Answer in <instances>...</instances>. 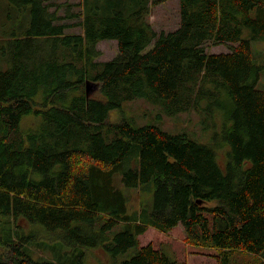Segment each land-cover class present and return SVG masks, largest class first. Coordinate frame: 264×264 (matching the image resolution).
<instances>
[{
    "label": "trees",
    "instance_id": "obj_1",
    "mask_svg": "<svg viewBox=\"0 0 264 264\" xmlns=\"http://www.w3.org/2000/svg\"><path fill=\"white\" fill-rule=\"evenodd\" d=\"M8 1L30 21L9 17L2 32L0 264H88L96 249L105 264H177L139 237L179 225L187 243L216 250L214 264H264V90L250 45L264 41V0H178V26L167 32L148 16L168 0ZM105 40L117 54L96 61ZM221 44L230 52L207 51ZM86 83L102 99L87 97ZM135 100L167 116L194 111L206 129L222 124L202 144L109 120ZM225 147L222 170L216 151ZM116 182L153 201L130 213ZM19 218L36 231L23 234ZM36 232L56 259H33V243L56 249ZM238 252L253 260L237 261Z\"/></svg>",
    "mask_w": 264,
    "mask_h": 264
},
{
    "label": "rangeland",
    "instance_id": "obj_2",
    "mask_svg": "<svg viewBox=\"0 0 264 264\" xmlns=\"http://www.w3.org/2000/svg\"><path fill=\"white\" fill-rule=\"evenodd\" d=\"M59 5H65L64 3L72 4L77 2V0H55ZM178 0H168L164 4H160L151 7L150 15L148 16V21L155 29V31H171L177 28L179 21V7ZM52 10H56L54 7ZM77 8L73 7L72 12H76ZM64 8H58V15H65ZM24 16L23 20L26 25L30 21V13L28 8L24 13L20 14L17 12L14 6L11 5L8 0H0V71L7 70L10 68V61L8 59L6 43L3 40L2 32L5 27L3 25L8 21L9 17H21ZM68 23H74L76 20H67ZM69 33H80L78 27L68 30ZM251 52L253 55L254 63L261 69L260 79L257 84V89L264 90V41L253 40L251 41ZM96 48L98 49L100 55L96 61H108L113 60L117 54V42L115 40H105L100 41ZM207 51L210 53H227L230 52L231 47L226 44L207 46ZM95 97L102 99L98 91V86L94 85L90 87L89 97ZM124 116L128 118L134 126H144V125H155L160 127L162 130L169 133H186L191 139L202 143L209 144L212 140V136L215 132H218L222 121L221 119H216V125L211 128H204L201 116L194 112L178 113L172 116H167L160 111L155 105H152L143 100L130 101L122 107L121 111L113 110L109 114V120L114 122ZM229 147L219 149L216 151V161L222 170H225L227 162V152ZM120 175L116 177L118 181ZM116 185L123 190L124 194L131 196V201L128 203V210L131 213L139 207L141 201L146 200L148 203L153 201V193L151 191H145L141 189H129L123 184L117 183ZM17 225L22 227L23 234H27L31 231H36L35 228L32 229L29 222L24 219H17ZM32 229V230H31ZM37 238L35 242L44 243L46 245H54L52 240L48 239L43 234L36 232ZM186 232L182 226H177L167 234L159 233L153 228L147 230L146 233L139 237L140 245L147 246L148 244L153 245L157 249L166 254L171 259H174L177 264H214L213 259L216 250L198 247L192 244V242L187 243ZM30 249L33 255V259L38 261L41 258L49 257L56 259L58 256L59 249H51V247H42L37 244L30 245ZM68 249V248H67ZM94 257H90L87 260L88 264H105L108 262L107 255L101 249H96L92 251ZM97 259V260H96ZM123 259V258H122ZM235 259L241 262L252 261L253 257L245 253H236ZM100 261V263L98 262Z\"/></svg>",
    "mask_w": 264,
    "mask_h": 264
},
{
    "label": "water",
    "instance_id": "obj_3",
    "mask_svg": "<svg viewBox=\"0 0 264 264\" xmlns=\"http://www.w3.org/2000/svg\"><path fill=\"white\" fill-rule=\"evenodd\" d=\"M94 84H89V83H86V96L89 97L90 95V87H93Z\"/></svg>",
    "mask_w": 264,
    "mask_h": 264
},
{
    "label": "crops",
    "instance_id": "obj_4",
    "mask_svg": "<svg viewBox=\"0 0 264 264\" xmlns=\"http://www.w3.org/2000/svg\"><path fill=\"white\" fill-rule=\"evenodd\" d=\"M213 259H214V257H213ZM215 261V260H214Z\"/></svg>",
    "mask_w": 264,
    "mask_h": 264
}]
</instances>
